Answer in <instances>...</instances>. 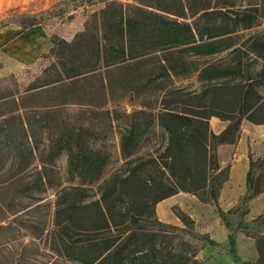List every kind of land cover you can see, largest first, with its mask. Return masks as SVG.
Returning a JSON list of instances; mask_svg holds the SVG:
<instances>
[{
  "label": "trees",
  "instance_id": "trees-1",
  "mask_svg": "<svg viewBox=\"0 0 264 264\" xmlns=\"http://www.w3.org/2000/svg\"><path fill=\"white\" fill-rule=\"evenodd\" d=\"M134 2L125 6L105 1L101 13H94L71 41L51 38L53 78L36 88L60 85L67 79L99 78L104 93L110 96L113 75L132 72V94L150 100L140 103L141 110L112 115L111 124L122 120L120 148L128 174L111 178L101 196L90 202H85L89 197L85 184L67 190L66 207L56 213L53 250L79 264H196L171 245L175 234L193 229L191 220L178 215L186 228L158 220L141 226L131 210L137 206L155 218V206L179 193L194 195L202 203L218 202L229 178V168L219 164V147L237 143L244 120L264 124V95L260 92L264 69L253 77L243 63V56L248 55L264 62V33L241 44L234 38L237 31L229 25L244 23L249 16L224 15L225 28L218 29L204 21L211 13L232 8L233 0ZM37 24L35 18L17 23L24 29ZM229 56L233 59L225 62ZM191 74L198 75L200 91L175 87V79ZM104 105L95 107L104 110ZM214 117L228 123L220 134L210 126ZM156 134L165 141L164 149L158 155L140 156L142 143ZM63 152L68 153L70 174L87 183L99 180L108 163L103 153L86 145L75 149L70 137L60 135L53 157ZM23 154L31 161L34 149H23ZM249 159L243 204L264 193V173L253 175L259 160L252 154ZM43 179L41 176L38 182L43 184ZM61 212L66 214L65 224L58 220ZM254 221L264 226V214ZM12 226L0 222V244ZM229 239L234 248V237ZM257 248L262 256L259 243Z\"/></svg>",
  "mask_w": 264,
  "mask_h": 264
},
{
  "label": "rangeland",
  "instance_id": "rangeland-1",
  "mask_svg": "<svg viewBox=\"0 0 264 264\" xmlns=\"http://www.w3.org/2000/svg\"><path fill=\"white\" fill-rule=\"evenodd\" d=\"M105 1L135 4L134 0H0V222L13 225L5 241H1L0 264H79L53 250L56 213L66 207L67 190L85 184L89 195L85 202H90L101 196L111 178L128 174L129 166L120 148L122 120L119 118L113 124L111 120L116 113L141 110L140 103L150 101L132 94L129 80L134 73L113 75L110 96L104 93L99 78L67 79L60 85L36 88L53 78L51 38L71 41L94 13H101ZM233 1L232 8L211 13L204 21L218 29L225 28L224 15L249 16L244 23L229 25V29L237 31L235 41L242 44L251 36L263 34L264 0ZM33 18L37 20L36 26L24 29L17 25L30 23ZM232 59L229 56L225 62ZM243 63L246 73L253 77L264 69V62L252 55L243 56ZM174 84L186 91L202 88L197 74L175 79ZM230 84L234 85V81ZM260 92L264 95V85ZM101 104H105L104 110L95 107ZM210 126L215 131L211 121ZM60 135L70 137L75 149L86 145L107 156L108 163L99 180L87 183L77 174H70L67 152L53 157ZM142 144L140 156L158 155L165 147L158 134ZM31 147L34 157L28 161L23 149ZM254 159L259 160L253 169L256 177L264 173V158ZM41 176L43 184L38 182ZM179 194L168 210L191 220L193 229L188 234H175L178 236L172 240V246L191 256L196 264H264V226L254 221L264 214V208H254L251 201L255 198L243 204L242 197L233 208L225 210L219 200L202 203L194 195ZM131 211L138 225L150 226L160 221L157 211L155 218L137 206ZM58 220L65 224L66 214L61 212ZM208 227L212 232L206 234L203 231ZM179 228L186 226L182 222ZM231 236L235 239L234 248L230 245ZM64 237L67 238L66 234ZM257 243L263 249L262 256Z\"/></svg>",
  "mask_w": 264,
  "mask_h": 264
},
{
  "label": "crops",
  "instance_id": "crops-1",
  "mask_svg": "<svg viewBox=\"0 0 264 264\" xmlns=\"http://www.w3.org/2000/svg\"><path fill=\"white\" fill-rule=\"evenodd\" d=\"M211 122L215 127V134H220L228 125H225L226 122L215 117L211 119ZM249 152L256 157L264 158V124L257 125L251 122L242 124L237 143L221 145L218 149L221 168H229V178L223 185L219 198L220 207L225 210L233 208L247 193V175L250 166ZM223 153H233V155H223ZM179 195L177 194L158 203L157 215L164 224H172L175 227L182 225L181 220L170 209L168 210V207L170 208L171 204L175 203V199ZM251 203H253L254 208L263 209L264 193L252 200ZM161 212L165 214L164 218L160 215ZM203 232L207 234L212 232V230L208 227Z\"/></svg>",
  "mask_w": 264,
  "mask_h": 264
},
{
  "label": "bare ground",
  "instance_id": "bare-ground-1",
  "mask_svg": "<svg viewBox=\"0 0 264 264\" xmlns=\"http://www.w3.org/2000/svg\"><path fill=\"white\" fill-rule=\"evenodd\" d=\"M241 145H242V144H241ZM240 149H241V148H240ZM242 149H243V148H242ZM244 153H245V152H244ZM243 155H244V154H243ZM240 156H241V155H240ZM236 162H237V161H236ZM238 162H239V161H238ZM241 162H242V161H241ZM245 162H246V161H245ZM245 162H244V163H245ZM239 164H240V162H239ZM237 166H238V165H237ZM234 179H235V178H234ZM236 181H237V179H236ZM160 215H161L163 218L165 217V214H164L163 212H161Z\"/></svg>",
  "mask_w": 264,
  "mask_h": 264
}]
</instances>
